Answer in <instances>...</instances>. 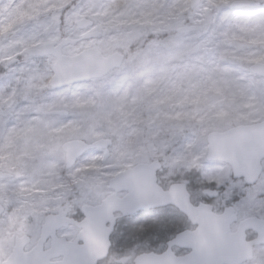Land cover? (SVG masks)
I'll return each instance as SVG.
<instances>
[{"label": "snow or ice", "instance_id": "snow-or-ice-1", "mask_svg": "<svg viewBox=\"0 0 264 264\" xmlns=\"http://www.w3.org/2000/svg\"><path fill=\"white\" fill-rule=\"evenodd\" d=\"M13 11L0 264H264V0Z\"/></svg>", "mask_w": 264, "mask_h": 264}, {"label": "rangeland", "instance_id": "rangeland-1", "mask_svg": "<svg viewBox=\"0 0 264 264\" xmlns=\"http://www.w3.org/2000/svg\"><path fill=\"white\" fill-rule=\"evenodd\" d=\"M19 3V0H0V9H3L5 6H9L7 11H0V20H5L8 17L14 16L13 9L15 8V5ZM160 180L165 181L166 184L169 185L170 177H168L163 172L159 175ZM126 228V225L123 223L118 226L117 228V235H119L121 232H124V229ZM254 235L252 233H249L248 238L249 240L254 239ZM117 250H119V247H117Z\"/></svg>", "mask_w": 264, "mask_h": 264}, {"label": "water", "instance_id": "water-1", "mask_svg": "<svg viewBox=\"0 0 264 264\" xmlns=\"http://www.w3.org/2000/svg\"><path fill=\"white\" fill-rule=\"evenodd\" d=\"M157 183H158V180H157ZM117 215H120V213H117ZM248 233H253L256 235V238L251 242V247H257V246H261V245H264V237H259L253 226L249 225L248 229H247V232H244L243 230H241V239H247L248 240ZM249 241V240H248Z\"/></svg>", "mask_w": 264, "mask_h": 264}, {"label": "flooded vegetation", "instance_id": "flooded-vegetation-1", "mask_svg": "<svg viewBox=\"0 0 264 264\" xmlns=\"http://www.w3.org/2000/svg\"><path fill=\"white\" fill-rule=\"evenodd\" d=\"M159 177H160V176H159ZM158 184H159V186H161V187H163V188H167V187H168V184H166L165 181L160 180V178H158ZM121 224H123V223L118 224V225H117V228H118V226L121 225Z\"/></svg>", "mask_w": 264, "mask_h": 264}, {"label": "trees", "instance_id": "trees-1", "mask_svg": "<svg viewBox=\"0 0 264 264\" xmlns=\"http://www.w3.org/2000/svg\"><path fill=\"white\" fill-rule=\"evenodd\" d=\"M124 232H126V228L124 229ZM127 243H130L131 241L130 240H128V241H126ZM153 247H155V244H153Z\"/></svg>", "mask_w": 264, "mask_h": 264}]
</instances>
